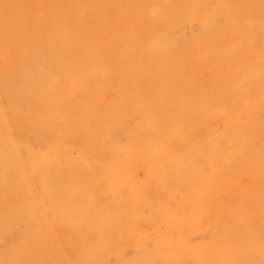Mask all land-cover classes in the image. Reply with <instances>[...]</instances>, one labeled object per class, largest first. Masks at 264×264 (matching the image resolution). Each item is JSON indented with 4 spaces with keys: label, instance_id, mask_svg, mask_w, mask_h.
Here are the masks:
<instances>
[{
    "label": "rangeland",
    "instance_id": "rangeland-1",
    "mask_svg": "<svg viewBox=\"0 0 264 264\" xmlns=\"http://www.w3.org/2000/svg\"><path fill=\"white\" fill-rule=\"evenodd\" d=\"M263 127L264 0H0V264H264Z\"/></svg>",
    "mask_w": 264,
    "mask_h": 264
},
{
    "label": "bare ground",
    "instance_id": "bare-ground-1",
    "mask_svg": "<svg viewBox=\"0 0 264 264\" xmlns=\"http://www.w3.org/2000/svg\"><path fill=\"white\" fill-rule=\"evenodd\" d=\"M49 2H50V1H49ZM167 2H168V1H167ZM65 3H66V2H65ZM194 3H195V2H194ZM197 4H198V2H197ZM201 4H202V3H201ZM50 6H51V5H50ZM197 6H198V5H197ZM197 6H196V7H197ZM199 7H200V6H199ZM54 9H55V8H54ZM74 9H75V8H74ZM92 9H93V8H92ZM198 9H199V8H198ZM12 10H13V9H12ZM70 12H71V11H70ZM17 14H18V13H17ZM151 16H152V15H151ZM140 18H141V17H140ZM135 20H136V19H135ZM134 22H135V21H134ZM138 24H139V23H138ZM109 36H110V35H109ZM5 49H6V47H5ZM135 57H136V56H135ZM42 104H43V103H42ZM33 106H34V105H33ZM44 108H45V107H44ZM36 109H37V108H36ZM47 111H48V110H47ZM41 112H42V111H41ZM127 123H128V122H127ZM59 124H60V123H59ZM30 126H31V125H30ZM258 127H259V126H258ZM256 128H257V127H256ZM256 128H255V129H256ZM261 128H262V127H261ZM263 128H264V127H263ZM36 129H37V128H36ZM255 129H254V130H255ZM247 130H248V129H247ZM259 130H261V129H259ZM245 131H246V130L244 129V133H246ZM251 131H253V130H251ZM256 131H257V130H256ZM209 132H210V131H209ZM250 133H251V132H250ZM252 133H257V132H252ZM242 134H243V133H242ZM53 135H54V134H53ZM244 135H245V134H244ZM246 135H247V134H246ZM255 136H256V135H255ZM81 137H82V136H81ZM220 138H222V137H220ZM220 140H222V139H220ZM250 140H251V139H250ZM245 141H246V140H245ZM225 143H226V142H225ZM243 143H244V142H243ZM216 144H217V143H216ZM218 144H219V143H218ZM214 145H215V144H214ZM223 145H224V144H223ZM223 145H222V146H223ZM216 146H217V145H216ZM222 146H221V147H222ZM263 147H264V146H263ZM226 148H227V147H226ZM215 149H216V148H215ZM212 150H213V149H212ZM218 150H220L219 147H218ZM218 150H217V151H218ZM225 150H226V149H224V150L221 149L220 153H221V154H224ZM227 150H228V149H227ZM229 150H230V148H229ZM231 150H232V149H231ZM261 150H262V149H261ZM213 151H215V150H213ZM231 153H232V152H231ZM231 153H230V154H231ZM204 154H205V152H204ZM230 154H229V155H230ZM229 155H227V157H229ZM199 156L202 158V154H199L198 157H199ZM118 157H119V156H118ZM198 157H197L196 155H194V156H193V157L187 162V167H188V169H190V167H195V166H194V163H196V162H195L196 159H198V160L200 159V158H198ZM124 160H125V159H124ZM126 160H127V162H128L129 159H126ZM200 160H201V159H200ZM202 160H204V159H202ZM207 160H208V159H207ZM206 163H207V162H206ZM208 163H209V162H208ZM39 164H40V163H39ZM39 164H38V165H39ZM257 164L260 165V164L258 163V161H257ZM146 165H147V163H146ZM36 166H37V165H36ZM39 166H40V165H39ZM51 166H53V165H51ZM229 166H230V165H229ZM146 167H148V166H146ZM183 167H185V165H183ZM256 167H257V166H256ZM258 167H259V166H258ZM196 169H197V168H196ZM255 172H256V171H255ZM255 172H254V175H256ZM164 175H165V174H164ZM102 181H103V180H102ZM102 181H101V182H102ZM204 181H205V180H204ZM153 182H156V184L165 185V177H164V176H160L159 178L156 179V176L154 175V181H153ZM141 188H142V187H141ZM142 190H143V189H142ZM144 192H145V191H144ZM147 192H148V191H147ZM133 198H134V197H133ZM134 201H135V200H134ZM130 203H132V200H131ZM134 206H135V204H134ZM6 211H7V210H6ZM174 211H175V210H174ZM6 214H7V213H6ZM147 220H148V218H147ZM147 222H148V221H147ZM147 222H146V223H147ZM178 222H179V221H178ZM148 223H150V222H148ZM180 223H181V222H180ZM143 224H144V223H143ZM151 225H152V224H151ZM173 225L175 226V224H173ZM198 225H199V224H198ZM148 226H149V225H148ZM174 226H173V227H174ZM179 226H180V225H179ZM183 226H185V225L183 224V225L181 226V229H183V228H182ZM190 226H192V225H190ZM190 226H189V227H190ZM175 227H176V226H175ZM175 227H174V228H175ZM190 228H191V227H190ZM184 229H185V228H184ZM109 230H110V229H109ZM173 230H174V229H173ZM173 230H172V231H173ZM177 230H179V228H178V229L175 228V231H173V232L175 233V232H177ZM190 230H191V229H190ZM190 230H188V231H190ZM201 230H202V229H201ZM110 231H111V230H110ZM179 231H180V230H179ZM181 231H182V230H181ZM84 232H85V231H84ZM84 232H83V233H84ZM89 232H90V231H89ZM173 232H172V233H173ZM174 233H173V234H174ZM182 234H183V233H182ZM1 235H2V234H1ZM170 236H171V235H170ZM183 236H184V235H183ZM39 244H40V243H39ZM121 244H122V243H121ZM175 245H176V244H175ZM197 246H198V245H197ZM120 247H121V245H120ZM38 262H39V261H38ZM156 262H157V261H156ZM196 262H197V261H196ZM44 264H45V263H44ZM133 264H139V263H138V262H135V263H133ZM142 264H143V263H142ZM168 264H169V263H168Z\"/></svg>",
    "mask_w": 264,
    "mask_h": 264
}]
</instances>
